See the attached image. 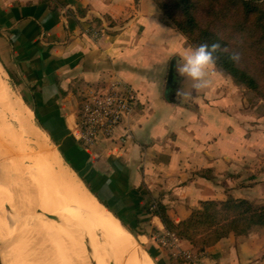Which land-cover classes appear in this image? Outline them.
Listing matches in <instances>:
<instances>
[{"label": "crops", "instance_id": "0c3cea01", "mask_svg": "<svg viewBox=\"0 0 264 264\" xmlns=\"http://www.w3.org/2000/svg\"><path fill=\"white\" fill-rule=\"evenodd\" d=\"M190 49L154 0H0L4 69L67 164L138 235L168 232L149 211L158 202L177 223L205 200H256L264 184L248 177L264 129L237 109L233 83L215 65L208 88L193 90L176 72L169 93L172 60ZM116 78L140 98L131 133L120 139L119 128L87 149L74 135L78 105ZM193 261L174 264H264V228L230 234Z\"/></svg>", "mask_w": 264, "mask_h": 264}, {"label": "rangeland", "instance_id": "374dc122", "mask_svg": "<svg viewBox=\"0 0 264 264\" xmlns=\"http://www.w3.org/2000/svg\"><path fill=\"white\" fill-rule=\"evenodd\" d=\"M195 1L197 3V10H198L197 12H198L200 25L209 31H215L216 33H218L219 37L223 41H225L226 44L229 46V49L233 53L239 54V58L237 60L238 63L242 67L246 69H250L253 73L256 74V76L258 77V81L261 84V89L264 90V64L260 62V59L264 58V46L263 43L261 42L262 30L258 22L259 16L262 15L259 9L255 11V13L253 14L247 13L248 12L247 8L243 7V5L236 0H195ZM258 2L262 3L264 2V0H258ZM260 7L264 8V6H260ZM164 16L167 22L171 26L179 30L175 22L171 18H169L165 14ZM179 31L182 32L181 30ZM182 34L184 33L182 32ZM184 36L187 39L188 44L193 48L194 46L190 41V39L185 34ZM219 71L222 73L223 76L221 77L222 79L230 81L234 85V86L232 85L231 91H233L234 103L237 109L244 110V112L248 114L249 119H251L249 120L250 122L259 123L260 125H262L260 129H264V98L259 94V92H256L253 89L246 87L245 85L237 84L230 75L225 74L221 70ZM1 95L3 97H0L1 100L0 103L2 101L4 102L1 103L2 105H0V109H3L7 112L6 118L8 122L13 125V128L16 129V130L13 129V131H15L16 133L19 132L18 135L21 134L19 130H21L22 132V128L23 131H25L24 133L25 135L24 134L23 136L22 134L19 135V137L22 140L20 141L21 143L19 144L15 142L16 146L12 145L10 147L16 150L17 148L18 149L23 148V150L28 155L27 161L30 160L32 161L35 158L34 159L35 161L38 162L39 160V162L41 164L43 163L44 166L51 167L52 162H50L51 165L49 164V161L51 160V158L48 155L49 149L44 150L43 149L44 146H40L43 145L40 144L41 143L40 139L39 140L37 139L39 135L42 136L47 142L48 146L52 150H55L57 154L60 156L65 172L68 174V176H70L68 178H71L70 180H74L80 187L79 192L91 196L92 200L96 202L97 198L89 190L90 189L89 186L85 182H83L82 179L75 173V171H73L72 168L67 164V162L59 153L58 149L50 140L49 136H47L46 133L43 131V129L40 127L37 119L35 118L34 113H32L33 116L30 126L24 123V121H22V119L19 117L20 116L19 110H21L22 108H25L26 110H32V109L29 103L27 102L26 97L23 96L20 89L15 85L14 81L11 79L9 74L4 69V66L0 62V96ZM18 104L21 107H19ZM29 127L32 128L30 129ZM24 129H26L27 131ZM32 129L34 130V133ZM258 140L260 141L261 138ZM22 145L24 146L22 147ZM2 149L3 148H1L0 151L6 154V151ZM255 149L256 150L253 156L248 157V177L252 176L253 181L255 179L264 182V144L258 146V148ZM6 150L9 151L7 148ZM12 159L14 161H17L14 158ZM31 161L25 163L26 165L30 166L29 167L30 170L27 169L26 171L29 172L27 173L28 177L34 174L33 164L31 163ZM21 165L23 166V164ZM15 166L17 167V164L5 168L2 165L0 166V256L2 258L3 264H63V262L65 263V261L67 262V264H75L74 263L75 261L73 260L72 257L71 248L68 247L66 243L63 242L64 243L63 250L66 251L67 258L64 257L63 254H59V255L57 254L58 257L56 256L54 257V255L46 256L43 255L44 253H41L42 247L41 248L40 246L37 247L38 245H41V241L36 242V240L39 237L34 238L33 235H30L26 232L27 226L24 222L25 219L30 218L33 221V223H35L36 221L39 222L42 227L41 231L43 232L44 227L42 226L40 221H43V219L48 221L50 218H48L45 215L46 212L44 211V208H40L38 206L37 207L31 206L32 207L31 209V207L29 206L30 204L26 199V194H25L26 191L23 190L18 180L14 177H13L14 179H12L10 175L6 176L5 174L6 171L13 169ZM13 170H15V168ZM12 183H16L20 187V194L24 201H20L19 198L18 199L15 198L12 202L11 200H9V198L6 197L5 194L6 189ZM258 194H259L258 198L256 200H251V201L257 205H262L264 204V184L262 185V188ZM33 199H35V196H33L31 200L33 201ZM97 202L105 210L107 209L98 200ZM24 203L26 204V206L24 205ZM107 211L109 210L107 209ZM59 213L61 215V217L59 215V218H63L66 220L68 215L70 214L63 209H61ZM115 218L124 227L125 231L130 234L129 236L133 240L135 247L141 250L142 252L143 251L147 252L151 264H162L161 260L164 261L165 264H167V262L169 264H174V262L177 261L194 262L193 261L194 259L196 260L198 259V257L202 255V252L199 250V246H194L192 244L193 246L192 250H186L181 246L179 247L177 245L178 244L177 240L176 239L173 240L167 234L148 233L147 234L148 237H146L145 235H138L137 233H135V236L137 238L136 239L134 235L130 231H128V229L120 222V220L117 217ZM51 221L56 222L57 220L51 219ZM118 222L117 224L120 226ZM256 229H261V228H256ZM71 230H73L72 226L66 229L67 232L63 231L64 233L61 231L59 232L57 229L56 235L62 236V239L63 237L68 239L74 235L73 231ZM69 231L71 234L68 233ZM162 237H165V242H162L160 240ZM89 239H90L89 233L88 235L86 233V239H84V243L86 241L85 243L86 250L84 253L85 255L83 256V258L86 259L85 264H91L92 262L87 247V241ZM179 239H183V238H179ZM156 244L160 246H157ZM153 245H156L157 247ZM76 251L78 250L76 249ZM150 252L152 253L153 256L151 255ZM78 253H75V256L78 255ZM189 253L191 254L190 257L188 256ZM80 257L82 256L80 255ZM113 259L114 258H112L111 260L109 259L110 260L109 264H118V262L115 259L114 260ZM93 260L95 261L94 258ZM96 260H98V258ZM126 260L128 261V259ZM96 262H94V264ZM127 264H136V263L128 261Z\"/></svg>", "mask_w": 264, "mask_h": 264}, {"label": "bare ground", "instance_id": "6f19581e", "mask_svg": "<svg viewBox=\"0 0 264 264\" xmlns=\"http://www.w3.org/2000/svg\"><path fill=\"white\" fill-rule=\"evenodd\" d=\"M0 97L3 96L1 95ZM1 103L0 105H2ZM19 107L21 106L19 105ZM6 113L7 112L5 110L0 109V149L3 148L2 150H5L6 154H8L6 155L2 151H0V166L2 165L5 168L17 164V167H14L15 170H13L14 168L10 170L8 168L9 171H6V176L10 175L12 179L16 178L18 180L23 190L26 191V199L30 204V207L38 206L40 208H44V211L46 213H51L55 216V220H57L56 222L51 221V219H49L48 221L44 219L43 221H40L42 226L44 227L43 232L41 231L42 227L39 222L36 221L35 223H33L30 218L24 220L27 226L26 232L30 235H33L34 238L39 237L36 242L41 241V245L37 246H40V248L42 247L41 253H44L43 255L46 256L54 255V257H58L57 254H63V256L67 258V253L65 250H63L64 243H66L68 247L71 248L72 257L75 261L74 263L85 264L86 259L83 258V256L85 255L84 253L86 250V241L84 243V239H86V233L87 235L89 233L90 239L87 241V247L90 259L92 261L91 264H94V262L96 261L98 263L96 262L95 264H109V261L112 258H114L118 262V264H127L128 261L136 264H151L147 252H142L135 247L133 240L129 236L130 234L125 231L124 227L118 222V220L109 211H107V209L105 210L97 202V200L95 202L94 200H92L91 196L79 192L80 187L74 180H70L71 178H68L70 176H68V174L65 172L60 156L55 150H52L48 146L45 139L40 135L37 139H40V144H43L40 146H44V150L49 149L48 155L51 158L49 164L51 165L50 162H52L53 167L52 165L51 167L44 166L43 163L41 164L39 160L38 162L35 161L34 158V162L33 160H30L33 164L34 174L28 177L27 173L29 172L26 171L27 169L30 170V166L25 164L26 162H30L27 161L28 155L23 150V148L18 149L17 146L16 150L10 147L12 145H15V142L19 144L21 143L20 141L22 140L19 135L22 134L23 136L25 131H23L22 128L23 133L21 132V130H19L21 133L19 135V132L16 133L15 131H13V129H16L13 128V125L8 122ZM19 115L22 121L30 126L33 116L31 110L22 108L21 110H19ZM32 131L34 133L33 129ZM23 146L24 145H22V147ZM6 148L9 151H7ZM10 157L16 159L19 163L17 161H14ZM21 164H23V166L25 167H23ZM5 194L6 197L9 198V200H11L12 202L15 198H19L20 201H24L20 194V187L16 183H12L6 189ZM33 196H35V199H33L32 201L31 199ZM24 205L26 206L25 203ZM61 209L70 213L67 217V220L59 218V211H61ZM117 222L120 224V226L117 224ZM70 226L73 227V230L71 231H73L74 234L70 238L66 239L63 237V240L62 236L56 235L57 229L59 232H65L66 229H68V227ZM47 230L50 232H48ZM68 233H70V231ZM76 249L78 251H76ZM75 253H78V255L75 256ZM80 255L82 257H80ZM93 258L95 259V261L93 260ZM97 258L98 260H96ZM126 259H128V261ZM63 264H67V262L65 261V263L63 262Z\"/></svg>", "mask_w": 264, "mask_h": 264}, {"label": "trees", "instance_id": "16d2710c", "mask_svg": "<svg viewBox=\"0 0 264 264\" xmlns=\"http://www.w3.org/2000/svg\"><path fill=\"white\" fill-rule=\"evenodd\" d=\"M154 1L165 15L175 22L177 28L190 39L194 47L205 43L209 45L219 43L221 50L217 53L214 65L225 74L230 75L237 84L245 85L259 92L264 98V90L261 89L256 74L250 69L242 67L237 60L231 59L233 52L218 33L209 31L200 25L195 0ZM236 1L247 8V13L253 14L259 9L262 15L259 16L258 22L262 30L261 42L264 46V8L260 7L264 6V2L260 3L258 0ZM260 62L264 64V58L260 59ZM79 175L96 196V191L80 173ZM100 202L102 203L101 200ZM149 211L160 217L167 231L177 238L190 241L194 246H199L201 252L229 237L230 234L241 236L248 234L254 228H264V204L257 205L249 199L233 196L224 200L202 201L201 205L195 208L187 218L177 223L170 218L167 206L162 202H158L156 207ZM119 218L121 219V217ZM123 224L125 225L124 222ZM132 233L136 232L132 231Z\"/></svg>", "mask_w": 264, "mask_h": 264}, {"label": "built area", "instance_id": "2783aa9c", "mask_svg": "<svg viewBox=\"0 0 264 264\" xmlns=\"http://www.w3.org/2000/svg\"><path fill=\"white\" fill-rule=\"evenodd\" d=\"M139 103L137 90L122 78L88 91L77 108L74 135L87 149L94 148L104 140H113L119 128L124 129L120 136V139H124L131 133L130 121ZM166 234L173 240L177 239L169 231ZM160 240L165 242V237Z\"/></svg>", "mask_w": 264, "mask_h": 264}, {"label": "clouds", "instance_id": "9594fccd", "mask_svg": "<svg viewBox=\"0 0 264 264\" xmlns=\"http://www.w3.org/2000/svg\"><path fill=\"white\" fill-rule=\"evenodd\" d=\"M219 43L200 44L186 51L175 63V71L180 77L192 82L193 90L206 89L211 85L210 68L216 63ZM239 54L233 53L231 59L238 60ZM180 92L177 93L179 95Z\"/></svg>", "mask_w": 264, "mask_h": 264}, {"label": "water", "instance_id": "95a60500", "mask_svg": "<svg viewBox=\"0 0 264 264\" xmlns=\"http://www.w3.org/2000/svg\"><path fill=\"white\" fill-rule=\"evenodd\" d=\"M177 61V57H175L172 60L171 63V68H170V75H169V80H168V89H169V93H171L174 97L176 95V86H177V82L175 80V75H176V71H175V63ZM97 197V196H96ZM45 215L50 218V219H56L54 215H52L51 213H45ZM134 234V233H133ZM135 235V234H134ZM0 264H3L2 258L0 256Z\"/></svg>", "mask_w": 264, "mask_h": 264}]
</instances>
